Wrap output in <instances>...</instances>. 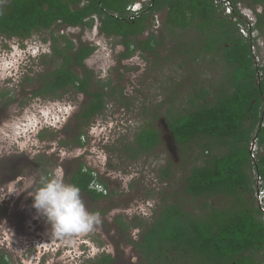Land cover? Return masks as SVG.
<instances>
[{
  "label": "trees",
  "instance_id": "16d2710c",
  "mask_svg": "<svg viewBox=\"0 0 264 264\" xmlns=\"http://www.w3.org/2000/svg\"><path fill=\"white\" fill-rule=\"evenodd\" d=\"M222 1L149 0L133 17L127 7L137 0H8L0 4V36L8 39L26 40L57 26L90 30L97 19L100 35L117 38L125 47L120 59L130 58L137 51L157 52L161 40L173 36L179 39V49L184 50L176 51L179 57L192 61L209 57V64L223 70V79L210 83V89L201 87L189 98L191 111L178 114L168 110V116H164L178 147L201 149L202 165L190 169L182 196L204 201L197 213L188 211L178 195L173 201L163 198L150 223H135L143 229L142 239L128 243L147 264H264V214L255 198L254 175L264 181V65L256 66L252 55L255 40L251 43L240 33L238 23L247 27L246 21L238 17L236 8L238 22L233 21V15H225ZM227 1L233 7L243 4L249 9L264 8V0ZM162 13L161 26L166 33L160 40L151 29L155 16ZM256 17L252 30L264 35V12L256 13ZM188 31L196 33L194 41L186 42ZM145 34L148 36L141 39ZM52 41V61L57 59L60 64L40 78L42 86L33 95L58 99L73 90L90 98L78 116L81 126L76 144L82 147L81 130L105 111L110 82L95 81L94 72L85 64L96 46L76 45L66 35L52 37ZM201 99L204 103L196 105ZM153 124L142 128L134 144L126 147L130 159L148 154L163 143L160 129ZM256 135L263 152L254 163L250 147ZM172 167L169 163L162 171V180L170 178ZM92 180V170L81 163L69 183L80 192L92 193ZM95 197L105 198L100 193ZM214 198L221 200L219 207L210 203ZM118 222L124 229L130 228L123 219ZM112 262L111 256L104 255L97 264Z\"/></svg>",
  "mask_w": 264,
  "mask_h": 264
},
{
  "label": "rangeland",
  "instance_id": "374dc122",
  "mask_svg": "<svg viewBox=\"0 0 264 264\" xmlns=\"http://www.w3.org/2000/svg\"><path fill=\"white\" fill-rule=\"evenodd\" d=\"M7 1L0 0V4ZM255 11L262 13L264 8L260 6ZM243 13L249 14L247 16L253 19L255 17L246 10ZM157 18L161 26L164 14H158ZM158 24L155 23L151 30L161 40L162 34L166 32L162 30V26L155 29ZM98 25L96 19L90 30L57 26L49 31L35 33L26 40L0 36V116H4L0 118V127L12 130L14 128L22 133L29 129L25 139L31 137V148L47 150L50 154L43 159L54 163L59 157V167L66 164L73 169L80 162L85 168L96 170L98 176L111 184L116 192L110 198L99 202H92L86 196H81L90 212L92 210L96 213L104 207V216H98L99 223L85 234L54 237L52 226L46 220L48 224L42 229L44 242L37 245V233L33 231L31 239L36 245L32 244L31 258L37 260L36 263L41 259L45 261L42 264H53L52 258L59 256L60 264H80L79 259H95L105 248L114 258H123L125 264H147L128 241L140 239L142 230L136 226V222H151L148 218L156 209L153 202L158 207L162 205L163 198L173 201L179 196L186 202L188 211L198 213V207L204 201L182 196L184 181L190 169L202 165L204 157L201 149H196L195 146L183 149L177 145L176 156H173L168 150L167 142L163 140L156 150L132 161L126 147L133 145L136 134L151 122L159 126L162 132L163 124L158 125L155 116L164 121V116L169 114L168 110L178 114L191 111L193 106L189 98L201 87L210 89V83L223 79V70L214 67L215 64H209V57L199 61L189 60L185 56L179 57L176 52L179 49V39L173 36L162 39V45L157 52L137 51L130 58L120 59L125 47L117 38L100 35ZM59 35H66L76 45L87 43L96 46L95 53L85 64L94 72L95 81L110 82L106 89V109L88 127L81 130L85 135L81 138L84 146L79 148H71L70 145L65 147L61 142H69L79 130L74 120L81 106L85 105L86 97L73 90L63 93L58 99L31 94L39 88L40 78L60 64L57 59L52 61V37ZM147 36L145 34L141 39ZM196 38L193 31L185 33L186 42ZM254 54L258 65H264L262 34L257 33L255 36ZM7 92L9 95L1 96ZM202 103V99L196 101L198 106ZM42 134L45 136L43 139L40 137ZM254 144L252 149L257 157L263 152V148L258 142ZM37 156L34 159L42 158ZM169 163L173 164L172 174L168 180H162V171ZM59 171L66 177L63 167ZM129 184L131 185L128 188ZM129 190L134 196L123 198ZM210 203L219 207L221 200L214 198ZM117 217H121L132 228L122 233L120 227L115 225ZM33 225L35 227L36 223ZM110 225L111 240L104 237L105 230ZM58 240L59 253H56L54 246ZM37 250L41 252L35 253Z\"/></svg>",
  "mask_w": 264,
  "mask_h": 264
},
{
  "label": "flooded vegetation",
  "instance_id": "af4514ba",
  "mask_svg": "<svg viewBox=\"0 0 264 264\" xmlns=\"http://www.w3.org/2000/svg\"><path fill=\"white\" fill-rule=\"evenodd\" d=\"M41 86L42 83L40 84L39 88ZM34 92L35 90L31 94H33ZM83 95L86 97V101H85L86 103L90 98L85 94ZM80 114H81V110L77 113L74 120L79 130L76 128L78 131L69 142L64 141V142H68V145H65V147L69 145L71 146V148L80 147L78 144H76V139L80 133V126H81L78 120V116ZM3 117L4 116H0V118ZM157 123L158 125L160 124V119H158ZM157 127L159 128V126ZM28 131L29 129L24 130V133H22L20 130L17 131L14 128L12 130L9 128L0 127V264H35L36 263L37 260L35 261L32 260L31 258L32 244L36 245V243L32 242L31 239L32 234L33 231L37 233L38 237L36 236V238H38V240L35 239L37 245L38 243L40 244L41 242H44L42 229H44L47 226L48 222H46L47 217L44 216L39 210H37L34 207V196L32 195H34L36 190L42 186V182L44 180L52 178V176L57 172V170H59V168L61 169V167H63L64 173L66 175V177H63L64 182L66 184H70L69 182L72 173L75 171V169L77 170L81 164L79 162L76 165V168L73 169L70 167L71 165H66V164H61L62 166L60 165L59 167V157L54 163L47 161L46 159H43L45 158V156L48 157V155L50 154L48 153L47 150L40 151L38 149L31 148V144H30L31 137H29L28 140L25 139ZM84 136L85 135L83 134L82 137ZM256 142H258L257 139ZM57 147L59 149V140L57 142ZM42 149H44V147ZM146 155L147 154H142L141 156L143 157ZM36 156L42 158L40 160H36L34 159V157ZM130 160L136 161L137 159L134 160L130 159ZM33 180L34 183L32 182ZM97 181L98 183L104 185V188L106 190V194H104L105 198L97 199L95 197V195L99 194V192L91 188L93 180L89 184V190L92 193L81 192V196H86L92 202H99L110 198L116 193L115 190L112 189L111 187L112 185L108 184L105 180L99 177ZM29 184H31V186H28ZM130 185L131 184H129L128 188L130 187ZM122 187L125 189L123 185ZM10 189L16 190V192L11 193ZM25 189L26 191H20ZM128 196L132 198L134 194H132V192L129 190L126 192V195L123 196V198ZM153 203L156 209L153 213H151V217L148 218L151 221L154 219L158 208L157 203L155 201ZM88 211L90 212V209H88ZM103 211H104V207L100 208L99 211L96 213L92 210L90 213L98 214V216H104ZM120 218L121 217L116 218L115 225H118L120 227L122 233L128 232L129 229H124L123 226L119 224L118 220ZM146 222L150 223L148 221ZM34 223H36L35 227L33 225ZM124 223L125 225H127V222ZM111 226L112 225L108 226V228L105 230V235H104V237L108 238L109 240L112 239V236L110 234ZM96 228L99 227L96 226ZM130 228L132 227L130 226ZM141 230L143 232L142 228ZM141 239H142V234L140 235V239L138 241H135L133 239L131 240L135 242H139ZM54 247L55 249H57L56 253H59V240L57 241V244ZM36 252L40 253L41 251L37 250L35 251V253ZM104 255L111 256V258L113 259V262L111 264H125L123 262V258H117V259L114 258L110 253L106 252L105 248L102 249L101 255L95 259L92 257H88L86 258V260L83 259L84 261L82 259H79L81 260L80 264H97L99 261L102 260V257ZM52 260H53L52 262L53 264H60L59 256L52 258ZM42 261L43 263L45 262L44 260L40 259L36 264H42Z\"/></svg>",
  "mask_w": 264,
  "mask_h": 264
},
{
  "label": "clouds",
  "instance_id": "9594fccd",
  "mask_svg": "<svg viewBox=\"0 0 264 264\" xmlns=\"http://www.w3.org/2000/svg\"><path fill=\"white\" fill-rule=\"evenodd\" d=\"M32 182L34 183V180ZM10 192L16 190L10 189ZM32 196L34 207L46 216L51 224L54 237L85 234L99 223L98 214L90 213L86 209L80 189L75 185L66 184L59 170L52 178L44 180Z\"/></svg>",
  "mask_w": 264,
  "mask_h": 264
},
{
  "label": "built area",
  "instance_id": "2783aa9c",
  "mask_svg": "<svg viewBox=\"0 0 264 264\" xmlns=\"http://www.w3.org/2000/svg\"><path fill=\"white\" fill-rule=\"evenodd\" d=\"M149 2V0L146 2V0H142L137 1L135 3H133L132 5H129L127 7V11L129 16L133 17L136 16L140 13V11L142 10L143 6L145 4H147ZM216 3H220L219 1H216ZM222 7L224 8V14L228 15V16H232L233 15V21L238 22V17L242 19V21H246L247 27H245L242 23H238V27L240 28V33L242 34L243 37L245 38H250L251 39V43H253V40H255V36L258 33L257 30H252L253 27L255 26L256 22H257V17H256V13H260L255 11V9H249L247 8L245 5L243 4H237L235 7H233V4H231L229 1L227 0H223L221 2ZM235 8L239 11L240 16H234V10ZM226 9H227V13H226ZM243 10H246L248 12H251L252 14H254V19L250 16H247L249 14H244ZM158 15L155 16L156 20L155 23L158 24L159 20L157 18ZM249 19H248V18ZM155 26V25H154ZM160 26V24H158L157 28L158 29ZM248 33V35H247ZM254 48L255 45L252 46V55L254 56V58H256L255 54H254ZM252 143V142H251ZM251 148V147H250ZM254 163H255V154H254V150H252V154H251ZM86 170L91 169L92 170V175H93V183L91 185V188L96 190L97 192H99L100 194H106V190L104 188V185L98 183V178L100 176H98V172L96 170H94L93 168L87 167L85 168ZM255 175V180H256V192H255V198L257 201V204L260 208V210L263 212L264 214V181L261 178V176L259 175Z\"/></svg>",
  "mask_w": 264,
  "mask_h": 264
},
{
  "label": "water",
  "instance_id": "95a60500",
  "mask_svg": "<svg viewBox=\"0 0 264 264\" xmlns=\"http://www.w3.org/2000/svg\"><path fill=\"white\" fill-rule=\"evenodd\" d=\"M255 59V58H254ZM256 62V66H258L257 60L255 59ZM258 75H260V72L257 73ZM261 84V79H259V85ZM160 123L163 124V128H162V139L165 140L167 142V146H168V150L169 152L173 155H175V149L177 147L176 141L174 139V137L170 134L168 126L165 122V120H160ZM261 126V125H260ZM257 139V135L255 136V138L253 139L252 143H251V149H250V153L252 154V148L255 145L254 143L256 142Z\"/></svg>",
  "mask_w": 264,
  "mask_h": 264
}]
</instances>
